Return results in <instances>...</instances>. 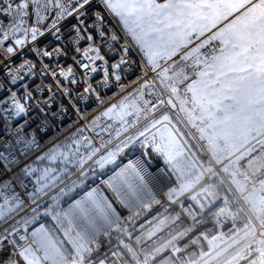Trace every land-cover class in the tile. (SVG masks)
Instances as JSON below:
<instances>
[{"label": "snow or ice", "instance_id": "1", "mask_svg": "<svg viewBox=\"0 0 264 264\" xmlns=\"http://www.w3.org/2000/svg\"><path fill=\"white\" fill-rule=\"evenodd\" d=\"M0 130V264H264V0H0Z\"/></svg>", "mask_w": 264, "mask_h": 264}, {"label": "built area", "instance_id": "2", "mask_svg": "<svg viewBox=\"0 0 264 264\" xmlns=\"http://www.w3.org/2000/svg\"><path fill=\"white\" fill-rule=\"evenodd\" d=\"M0 132H2V130H0ZM144 169H145V172H146V178L151 179V176H148L147 173L153 172L155 170L154 167L149 165L147 162H145Z\"/></svg>", "mask_w": 264, "mask_h": 264}, {"label": "rangeland", "instance_id": "3", "mask_svg": "<svg viewBox=\"0 0 264 264\" xmlns=\"http://www.w3.org/2000/svg\"><path fill=\"white\" fill-rule=\"evenodd\" d=\"M153 163H155V161H153Z\"/></svg>", "mask_w": 264, "mask_h": 264}]
</instances>
